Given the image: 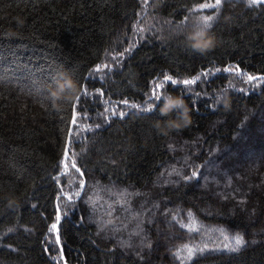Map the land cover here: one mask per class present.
Instances as JSON below:
<instances>
[{"label":"trees","instance_id":"obj_1","mask_svg":"<svg viewBox=\"0 0 264 264\" xmlns=\"http://www.w3.org/2000/svg\"><path fill=\"white\" fill-rule=\"evenodd\" d=\"M209 1L0 0V264H264V2L203 8ZM205 15L215 43L199 53L186 33ZM64 76L75 89L53 99ZM168 94L187 108L180 127L169 124L177 112L160 115ZM73 110L66 171L59 162ZM185 162L183 176L168 178ZM197 170L199 179H184ZM80 179L56 245V197ZM117 191L140 195L137 212L154 220L140 238L91 214L92 194L106 209ZM156 207L175 209L174 229L164 230ZM187 216L201 224L192 240L178 229ZM221 230L231 247H200ZM238 235L245 243L229 251ZM184 240L188 263L175 257Z\"/></svg>","mask_w":264,"mask_h":264},{"label":"rangeland","instance_id":"obj_2","mask_svg":"<svg viewBox=\"0 0 264 264\" xmlns=\"http://www.w3.org/2000/svg\"><path fill=\"white\" fill-rule=\"evenodd\" d=\"M223 0H221L222 2ZM250 2H252V0H250ZM259 2H264V0H258L257 3ZM208 4L210 5H214L215 4V0H211L208 2ZM256 4V3H255ZM216 8V7H215ZM208 9H212V8H208ZM216 154V153H215ZM218 154V152H217ZM184 165V167L182 169H170V171L167 173V171L162 172L163 175L165 173L168 174V178H173L174 180L177 178H180L181 176H183L186 171L187 168L186 165H188V163H182ZM203 167L204 170L206 171V173L210 170L207 168V165H202L199 166L198 168ZM203 171V170H202ZM177 173H179V175H177ZM197 175L194 178H191V180H196L199 179L200 170L196 171ZM192 177V175H191ZM170 181V182H167ZM165 180L164 181V186H168V185H173V181L171 180ZM205 182V179H204ZM210 182V181H208ZM212 182V181H211ZM217 184V183H216ZM231 186L228 185L227 188L229 189ZM97 194V195H96ZM96 194H92L89 201L92 204V206L94 207L92 211V215L95 216L98 219L99 225L100 227L103 228H108L111 229L112 232H114V234H119V235H123L122 233L125 232L126 235H128L129 240L131 241V239L134 237H138L140 238V235L144 233V228L143 225H152L154 220H147L145 221L144 215H142L143 213L137 212L136 210V202L137 199L140 195L137 194H133V193H129V192H120L117 191V194L119 195V197L114 196L112 198L113 201L111 203H107V208L105 209L103 206V202H102V196L100 193H96ZM97 203V204H96ZM101 205V206H99ZM160 207H156V213L155 216H158V219H161L162 216L165 219L164 224H163V228L165 231H169L171 228L174 229L173 226V222L175 221L176 218H179L180 216H178L175 212V209H166V208H161ZM164 209V210H162ZM166 217V218H165ZM157 218V217H156ZM141 219V225L137 224V221ZM186 221V223H185ZM178 229L179 230H187V232H185L184 237H189L190 240H192L193 236L196 234L197 231H202L201 227H200V223L197 222L194 218H191L190 216H187L186 218L182 219V223L177 222ZM211 233H215L216 232V228H211ZM221 232V233H220ZM218 234L214 235V238L212 237H207L206 238H201L200 241L202 242V245L200 247H207V246H211L213 245V243L215 242V245L217 248H223L225 244H227L225 241L228 240V238L226 239V235L223 234V230H221ZM220 234V235H219ZM131 239H130V237ZM174 234L172 233L171 235L168 236V238H173ZM146 236H144L142 239L146 242V240L149 242V238H147ZM147 242V243H148ZM185 244L180 245L176 252V258L180 260V262L184 263L185 261L188 263L190 260L193 259V254L191 253V249L192 246L191 244H189L188 241H185ZM225 242V243H224ZM131 242H128V244ZM198 243V242H197ZM146 244V243H145ZM151 245L153 244V242L150 243ZM228 245V244H227ZM232 245L228 246L231 247ZM225 248V247H224Z\"/></svg>","mask_w":264,"mask_h":264},{"label":"snow or ice","instance_id":"obj_3","mask_svg":"<svg viewBox=\"0 0 264 264\" xmlns=\"http://www.w3.org/2000/svg\"><path fill=\"white\" fill-rule=\"evenodd\" d=\"M258 0H252V3L255 4L257 3ZM221 4V0H215V4L214 5H210V4H204L202 5L203 8H215L218 7ZM213 20V16L211 15H205L200 17V26L204 27V28H211L212 24L211 21ZM99 71V69H97ZM238 70V69H237ZM217 71H219V69H217ZM225 71H229V69L225 68ZM254 79H257L256 77L253 76H249L248 80L252 81ZM164 81L166 82H170L169 86H179L177 80L173 79L172 76H168V75H164ZM183 85H190V84H195L196 80H189V79H185L181 82ZM157 88H163V85H157ZM156 99H159V95L158 94H154ZM126 103V101H125ZM143 111H151L152 110V105L149 104L147 108L142 109ZM121 116L124 115L123 112H121L120 114ZM71 125L75 126L77 125V118H76V112L75 110H73V114H72V119H71ZM68 137H69V143H71L72 138H73V129L72 127H69L68 129ZM69 156V149L66 146L64 149V153H63V157L64 159L61 160L59 163L61 165H63L64 169L67 171L68 169V163H67V159ZM71 168L75 169L76 173H79L81 177L84 176V172L81 171V168L78 167L77 163L75 161H73L71 163ZM177 175H179V173H177ZM197 173L193 172L192 173V177H185V180H188L190 178H194L196 177ZM85 187V181L84 179H80L79 181V186L76 189H69V191H65L63 188L60 190V194L57 195L56 200L58 201V203L55 205V219L54 222L51 223L50 228H49V232L53 233L55 235V244L56 245H60L61 244V229H60V225L62 222V219L67 217L68 212H67V208L69 206H74L75 205V200L73 199V197H81V192ZM63 199H65L67 202L64 203L63 205L61 203H59V201H61ZM33 207H35V205H33ZM63 214V215H62ZM227 239V237H226ZM245 243L243 237L241 236H236L235 237V247L230 248L229 251L235 252L238 251L239 247L242 246ZM253 243H255V241H253ZM225 248H228V245L225 244L224 245ZM60 256L61 259H64L63 256V249L61 248L60 250Z\"/></svg>","mask_w":264,"mask_h":264},{"label":"clouds","instance_id":"obj_4","mask_svg":"<svg viewBox=\"0 0 264 264\" xmlns=\"http://www.w3.org/2000/svg\"><path fill=\"white\" fill-rule=\"evenodd\" d=\"M186 41L188 46L195 52L205 53L214 46V38L209 34L207 28L199 26L186 33ZM74 90L75 83L70 77L64 76V78L57 82L54 89L51 90V96L53 99H60L62 94L66 90ZM70 99V97H68ZM160 115L163 117L169 116L173 112H177L178 119L175 121H169L170 126L180 127L182 124L188 122L187 108L184 100L180 96L168 94L162 105L159 107Z\"/></svg>","mask_w":264,"mask_h":264},{"label":"water","instance_id":"obj_5","mask_svg":"<svg viewBox=\"0 0 264 264\" xmlns=\"http://www.w3.org/2000/svg\"><path fill=\"white\" fill-rule=\"evenodd\" d=\"M70 127H72L73 128V125H71ZM66 146L68 147V149H69V146H70V143H69V137L67 138V141H66ZM65 146V147H66ZM69 157V156H68ZM63 261H64V259H63ZM64 264H66L65 263V261H64Z\"/></svg>","mask_w":264,"mask_h":264}]
</instances>
